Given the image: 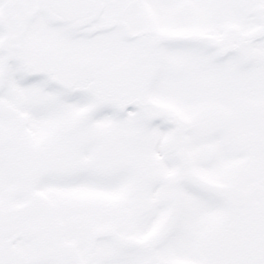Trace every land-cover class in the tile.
Here are the masks:
<instances>
[{"label": "snow or ice", "instance_id": "obj_1", "mask_svg": "<svg viewBox=\"0 0 264 264\" xmlns=\"http://www.w3.org/2000/svg\"><path fill=\"white\" fill-rule=\"evenodd\" d=\"M0 264H264V0H0Z\"/></svg>", "mask_w": 264, "mask_h": 264}]
</instances>
